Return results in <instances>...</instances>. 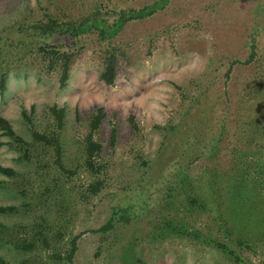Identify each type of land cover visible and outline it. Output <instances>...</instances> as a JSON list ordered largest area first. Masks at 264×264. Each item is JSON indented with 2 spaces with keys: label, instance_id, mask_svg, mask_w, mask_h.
I'll return each mask as SVG.
<instances>
[{
  "label": "rangeland",
  "instance_id": "obj_1",
  "mask_svg": "<svg viewBox=\"0 0 264 264\" xmlns=\"http://www.w3.org/2000/svg\"><path fill=\"white\" fill-rule=\"evenodd\" d=\"M154 1L0 0V42L5 43L0 74L6 77L0 113L31 141L21 111L33 105L34 124L43 129L47 107L64 106L62 159L74 170L63 176L35 156L22 159L0 131V163L16 170L13 177L0 173V204L15 206L0 212V255L11 264H238L212 239L234 250L241 264H264V0H169L146 17L127 21L111 39L119 48L112 84L99 78L108 42L95 30L73 39L48 38L26 26L42 19L44 11L60 19L96 13L111 20L117 11ZM256 23L257 55L239 62L247 57ZM36 41L57 43L72 54L64 87H59V67L46 65ZM205 87L206 112H201L196 104L202 102L194 97ZM96 106L105 110L97 138L108 169L104 187L90 195L82 137ZM185 110L191 111L186 120L201 122L197 135L206 141L218 133L222 114L225 129L211 153L201 155L200 146L193 147L191 156L200 157L188 177L164 192L177 169V153L176 145L162 148V139ZM197 110L203 120L193 116ZM137 155L147 162L142 165ZM185 155L177 160L183 165ZM131 186L136 192L128 191ZM136 195L149 206L130 223L118 222L105 233L90 231ZM37 229L48 245L23 249ZM57 230L64 231V240L78 235L72 262L53 259L54 252H63L52 239Z\"/></svg>",
  "mask_w": 264,
  "mask_h": 264
},
{
  "label": "trees",
  "instance_id": "obj_2",
  "mask_svg": "<svg viewBox=\"0 0 264 264\" xmlns=\"http://www.w3.org/2000/svg\"><path fill=\"white\" fill-rule=\"evenodd\" d=\"M168 1L169 0H155L150 4H145L139 8L122 9L120 12L117 11L111 20H109V17L105 16L98 17L95 15L96 13L87 15L81 19H60L44 11L42 19L34 24L31 23L26 26L28 31L38 32L48 38L57 35L73 39L91 30H95L99 39L106 40L108 42V47L106 48L104 54L103 69L99 74V78L106 84H112L116 76V63L119 48L116 45H111V39L119 33L127 21L144 18L156 11L157 8L164 7ZM258 29L259 24L256 23L252 26L249 34V52L246 59L243 61L239 60V62L249 63L255 59L257 55ZM34 44L36 52L43 57V60L48 67H55L56 65L59 67V87H64L69 76V64L72 54L68 52L67 49H62V47L57 43L36 41ZM4 45V42H0V49L3 48ZM236 62H238V60L231 61L228 64L227 70L224 74L226 78L229 77L230 71ZM5 80L6 77L4 72L0 74V90L5 88ZM207 90L208 87H205L197 98L194 97L196 102H202L201 104H196L200 105L199 110L202 109L201 112H206V107L204 106L206 103L203 101L204 98L207 97ZM33 108L34 106L32 105L30 107V111H27L26 109L21 111L22 118L24 119L26 127L32 138L31 141H27L22 135L17 133L11 122L0 113L1 134L9 136L12 143H14L19 150L20 157L22 159L28 160L35 156V159L39 160V162L44 161V163H49V166H51L59 174L63 175L62 173H65L67 176H70L74 173V170L65 167L62 159L63 149L61 144V133L65 119L64 106L53 103L47 107L49 115L48 123L43 129H38L34 124L32 117ZM199 110H197L193 116H195L196 119L203 120L201 113L198 115ZM190 113L191 111L188 112L185 110L186 115L182 119L178 120V123H175L173 126H169L171 130H169V132H167L162 139V145H164L162 148H172L176 145L175 153H177V157L174 160L177 169L166 179L167 182L164 192L172 190L174 183H176L179 177L180 179L186 178V176L188 177L191 164L198 157H200L198 155L191 156L190 152L194 151L193 147L199 145L201 155H203L206 150H208V153H211V151H213L216 147V142L218 143V141L222 138V134L225 129L226 120L224 119V114H222L218 119V133L206 141L204 138L197 135V131H200L199 125H201V122L191 118L186 120ZM104 117L105 110L103 107L96 106L89 116L87 130L82 137V167L90 175V177H92L91 182L88 183L86 188V191L90 195H96L104 187L107 181L108 164L103 155L102 143L97 138V134L100 130V125ZM130 122L132 127L135 129L137 125L133 116H130ZM188 123L193 124V126L189 127ZM3 143L4 142L0 139V145ZM209 145H211L210 149L208 148ZM180 149L183 153H186V155L182 154L179 151ZM182 155H185L183 157L185 165L177 161L182 158ZM137 159L140 160L142 165L147 162L140 155H137ZM0 173L13 177L16 175V170L10 165L0 163ZM130 190L136 192L135 187L133 186L128 188V191ZM124 202V204L118 205L115 208L113 207V210H111L106 221L100 226L90 229V231L105 233L111 230L118 222L128 224L138 215L139 210H144L149 206L146 199L139 195H136L134 199L126 200ZM13 209H15V206L13 205L0 204V212H8ZM64 236L65 233L61 230H57L53 235L52 239L59 243L61 248H63V252L59 251L53 253V259L60 262H72L73 256L77 250L78 235L71 236L67 240H64ZM212 241L229 258H232L235 262L241 264L239 256L228 245L219 240L212 239ZM39 243L44 246L48 245V238L45 236L42 229H37L34 239L23 243L22 248L30 249L39 245ZM0 264L11 263L0 255Z\"/></svg>",
  "mask_w": 264,
  "mask_h": 264
}]
</instances>
